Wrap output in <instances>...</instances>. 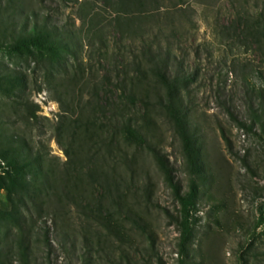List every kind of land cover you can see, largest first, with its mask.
Here are the masks:
<instances>
[{
  "label": "rangeland",
  "instance_id": "obj_1",
  "mask_svg": "<svg viewBox=\"0 0 264 264\" xmlns=\"http://www.w3.org/2000/svg\"><path fill=\"white\" fill-rule=\"evenodd\" d=\"M87 1L99 15L107 48L101 53L87 44L80 48L86 68L80 85L68 88L74 70L66 73L63 63L47 75V63L0 51V70L26 74L24 85L11 96L0 91V133L25 138L26 152L41 156L40 188L35 193L41 210L52 203L53 210L62 208L55 216L51 209L47 220L50 250L35 228V258L40 264H240L239 256L252 240L257 251L264 252V225L255 227L264 212V38H252L243 27L244 16L252 20L260 14L263 19L259 17L257 25L264 26V0L182 4L196 10L194 22L179 16L174 43L190 76L181 94L203 162L197 209L192 211L193 235L186 247L181 245L180 203L155 157L156 152L164 155L182 192L188 190L187 160L164 103L165 89L150 76L144 88L134 87L131 100L132 84L116 85L118 69L122 75L128 62L119 53L123 43L114 25L116 5ZM34 2L41 17L48 14L75 28L89 25H83L82 0ZM105 74L111 83L105 82ZM37 92H45L56 109L47 114L40 108L39 119L29 122L22 117L21 101H34ZM128 118L142 141L127 135ZM19 177L12 163L0 159V207L6 215L15 204L11 178ZM51 184L58 190L69 186L74 199H59ZM37 211L32 209L34 215ZM129 215L139 217L146 229L137 227ZM2 228L3 238L5 225ZM0 264L19 262L8 257Z\"/></svg>",
  "mask_w": 264,
  "mask_h": 264
},
{
  "label": "trees",
  "instance_id": "obj_2",
  "mask_svg": "<svg viewBox=\"0 0 264 264\" xmlns=\"http://www.w3.org/2000/svg\"><path fill=\"white\" fill-rule=\"evenodd\" d=\"M1 1V0H0ZM32 4H25L26 1L7 0L5 4H0V51L7 50L11 54L20 58L33 59L37 63H47V75L63 63L66 73L73 69L74 73L69 76V84L74 88L80 85L85 78L86 68L83 59H80L79 51L86 44L91 45L101 53L102 49L107 48V40L104 27L98 25V13L94 12V7L87 1L82 0V7L85 9L83 15V25L86 27H70L68 24H59L52 16H40L39 12ZM106 4L116 5L114 21L116 29L120 35L119 40L123 47L120 50L122 60L128 61L123 65L125 69L121 75V70L116 73L119 85L126 87V83L132 84L128 98L134 99V87H143L148 82L150 76L153 77L155 84L165 89L167 95L166 107L175 126L176 134L181 140L183 153L187 160L189 172L188 190L182 192L180 183L174 175V167L167 158L155 153L159 166L165 175V180L172 188L175 197L180 203L179 225L181 227V245L186 247L193 235V214L197 209V200L200 191V178L203 168L202 152L199 147V138L195 135L188 118V108L184 105L181 89L190 80L186 71L183 58L178 56L175 50V32L179 16L188 18L194 22L196 10L189 7L182 8V4L188 0H103ZM172 3L173 8L168 7ZM179 8L177 11L174 9ZM164 11V12H163ZM263 14L259 17L262 18ZM248 16L243 17V27L247 35L256 38L260 34L264 38V26L258 28L257 20ZM263 19V18H262ZM114 27V26H113ZM260 29V30H259ZM128 43H124L123 40ZM138 41V44H137ZM130 55V56H129ZM131 57V59H129ZM133 73H130V69ZM26 74L16 69L0 70V91L7 96L14 94L18 88L24 85ZM104 80L111 83V77L104 75ZM149 84V83H148ZM84 85V84H83ZM41 89V88H39ZM24 107L23 118L32 122L39 119V105L28 98L21 101ZM240 126L252 129V126L244 122ZM127 135L135 140L144 139L141 132L132 125L131 118L125 124ZM1 131V130H0ZM0 141V159L12 163L21 174V180L11 178V186L14 187L15 197L14 210L10 215H6L0 207V262L8 260V257L15 258L19 264H40L33 253V234L38 228L42 235L43 243L48 250L52 246L50 236V226L47 220L51 216L54 204L47 205L46 210L42 211L41 204L37 201V194L40 185L37 181L38 166L41 156L35 154L32 157L26 152V140L16 134H2ZM227 140V137L223 134ZM29 171L32 173L29 175ZM91 179L96 176L90 172ZM39 185V186H38ZM53 195L59 199L70 196L74 199V192L69 186L58 187L50 185ZM61 193H65L64 195ZM50 200H48L49 202ZM37 208V215L32 212ZM97 208V207H96ZM52 209V210H51ZM62 208L53 210L54 216L59 215ZM95 209V208H94ZM94 209H89L90 214L95 213V218H99ZM99 212L101 211L98 206ZM90 214H87L90 216ZM38 219L41 224L38 225ZM135 225L145 230L141 219L135 215H129ZM64 224V223H63ZM5 225L4 236L2 238V226ZM108 225H110L108 223ZM264 225V212L258 218L256 228ZM62 239L67 238V234L60 230ZM153 242V238L150 235ZM3 239V240H2ZM254 240L250 241L247 251L239 256L240 264H264V252H258L254 246ZM84 255V254H83ZM4 257L5 259H2Z\"/></svg>",
  "mask_w": 264,
  "mask_h": 264
},
{
  "label": "built area",
  "instance_id": "obj_3",
  "mask_svg": "<svg viewBox=\"0 0 264 264\" xmlns=\"http://www.w3.org/2000/svg\"><path fill=\"white\" fill-rule=\"evenodd\" d=\"M34 101L39 105L41 110H44L47 112V114L51 112H55L56 105L54 104L53 101L48 100L45 92H37L34 95Z\"/></svg>",
  "mask_w": 264,
  "mask_h": 264
}]
</instances>
